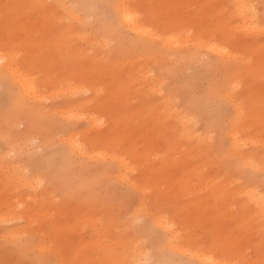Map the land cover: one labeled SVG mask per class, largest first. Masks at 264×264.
<instances>
[{"label":"rangeland","instance_id":"1","mask_svg":"<svg viewBox=\"0 0 264 264\" xmlns=\"http://www.w3.org/2000/svg\"><path fill=\"white\" fill-rule=\"evenodd\" d=\"M243 1L255 21L237 0H0V264H264V0Z\"/></svg>","mask_w":264,"mask_h":264},{"label":"bare ground","instance_id":"2","mask_svg":"<svg viewBox=\"0 0 264 264\" xmlns=\"http://www.w3.org/2000/svg\"><path fill=\"white\" fill-rule=\"evenodd\" d=\"M126 3H127V0H124ZM237 2H238V4H239V6H238V8H239V10H240V16H242V19L243 18H246V19H249L250 18V16H249V11H248V6H247V4L246 3H244V1L243 0H237ZM248 3V2H247ZM250 5H251V3H250ZM251 8L252 9H254V7H252L251 6ZM250 10V9H249ZM121 13H120V15H119V20H120V22H121V24H123V26L125 27H128L131 31H133L134 33H137V34H140V35H142V36H148L149 38H151V40H152V36H153V34L151 33V31L153 32V30L151 29V28H148V27H146L145 26V18L143 17V16H141L137 11H134V10H128L127 8H122L121 10ZM250 11H252V10H250ZM254 11V10H253ZM239 16V17H240ZM255 16V15H254ZM252 18V17H251ZM250 18V19H251ZM255 18V17H254ZM254 18H252V20L254 19ZM249 19V20H250ZM245 20V19H244ZM254 21H255V19H254ZM253 21V22H254ZM192 22H194V21H192ZM247 22H248V20H247ZM247 22H245V23H242V24H245V25H243V26H246V29L248 28L249 29V25L247 24ZM252 22V23H253ZM251 23V22H250ZM118 25L119 24H117V25H114V27H116V28H118ZM251 25V24H250ZM220 27V26H219ZM251 27V26H250ZM253 27V26H252ZM222 27H220L219 29H221ZM241 28V27H240ZM254 28H257V27H254ZM242 29H244V28H242ZM250 30V29H249ZM229 31V30H228ZM260 31H261V29H260ZM262 32H263V30H262ZM154 33V32H153ZM229 33V32H228ZM227 33V34H228ZM206 34V33H205ZM213 35H215L214 33H213ZM229 36H230V34H228ZM206 37L208 36V34L207 35H205ZM210 36V35H209ZM212 36V35H211ZM200 38H203V39H201L200 41H199V46L200 47H203L204 49H206L207 51H216V52H218V53H220L222 56H225V54H229V56L232 54V55H235V54H233V51H232V53H229L230 52V50L229 49H227V47L225 48V47H222V46H220L219 44H217L218 43V41H217V43L215 42V40L213 39V37H207V40H205V38L203 37V36H201V37H199L198 39H200ZM231 38V37H230ZM159 40L160 41H162L164 44H165V46L167 45V46H169V48H170V46H172V45H174V47L175 46H177L178 45V43L180 44V40H179V38L176 36V35H170V36H164V37H160L159 38ZM179 40V41H178ZM215 42V43H214ZM175 43H177V44H175ZM183 44H181L180 46H182ZM173 47V48H174ZM177 48H178V46H177ZM215 52V53H216ZM210 53V52H209ZM237 53V52H236ZM217 55H219V54H217ZM6 58H8V57H6ZM6 58H4V56L2 57L1 55H0V62L1 61H3V59H6ZM18 83H19V85L20 86H22L23 87V89H24V92H28V93H30V96L32 97V99H38L39 100V97L37 96V94H36V92H35V86H34V79H32L31 77H28V78H22L20 75H19V77H18ZM235 86V89H238L239 87H240V85L238 86V84H237V86L236 85H234ZM232 87H233V85H232ZM234 88V87H233ZM236 91V90H235ZM157 108H158V106H157ZM233 138L235 139V144H239L240 142L238 141V139H237V137H235L234 135H233ZM111 157L113 158V159H116L117 161H120V162H122V164H124V165H129V164H127L126 163V161H127V158L125 157V156H118V155H116V156H113V155H111ZM167 217L166 216H164V217H160L159 218V223L163 220V221H165V219H166ZM168 227V230H171L172 232H173V235H174V237L176 238L177 236H176V234H175V226L174 225H169V226H167ZM202 260L204 261V263L205 264H212L213 262L212 261H210V259H203L202 258ZM206 261V262H205Z\"/></svg>","mask_w":264,"mask_h":264}]
</instances>
